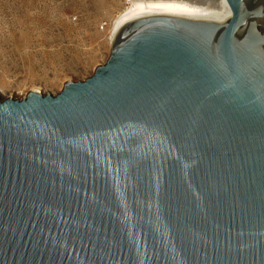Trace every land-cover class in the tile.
<instances>
[{
    "label": "water",
    "instance_id": "95a60500",
    "mask_svg": "<svg viewBox=\"0 0 264 264\" xmlns=\"http://www.w3.org/2000/svg\"><path fill=\"white\" fill-rule=\"evenodd\" d=\"M226 1L0 99V264H264V0Z\"/></svg>",
    "mask_w": 264,
    "mask_h": 264
},
{
    "label": "rangeland",
    "instance_id": "374dc122",
    "mask_svg": "<svg viewBox=\"0 0 264 264\" xmlns=\"http://www.w3.org/2000/svg\"><path fill=\"white\" fill-rule=\"evenodd\" d=\"M125 6L126 0H0V99L57 96L66 83L92 77L109 59L112 28Z\"/></svg>",
    "mask_w": 264,
    "mask_h": 264
},
{
    "label": "bare ground",
    "instance_id": "6f19581e",
    "mask_svg": "<svg viewBox=\"0 0 264 264\" xmlns=\"http://www.w3.org/2000/svg\"><path fill=\"white\" fill-rule=\"evenodd\" d=\"M226 11V0H126V6L117 16L112 28L111 43L120 30L135 19L149 16L210 18L221 16Z\"/></svg>",
    "mask_w": 264,
    "mask_h": 264
}]
</instances>
